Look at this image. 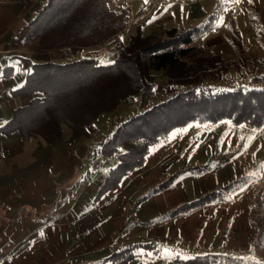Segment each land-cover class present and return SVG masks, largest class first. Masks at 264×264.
<instances>
[{"label": "crops", "instance_id": "0c3cea01", "mask_svg": "<svg viewBox=\"0 0 264 264\" xmlns=\"http://www.w3.org/2000/svg\"><path fill=\"white\" fill-rule=\"evenodd\" d=\"M46 1L0 0V264H118L114 256L122 250L132 254L126 264H179L181 256L251 251L250 196L240 188L174 212L235 180L229 178L232 157L192 173L195 165L181 158L188 141L167 135L140 165L104 184L123 148L105 154L101 144L127 117L101 124V113L72 137L62 124L60 137L49 142L24 139L11 127L15 109L42 97L19 88L36 62L38 36L29 33V23ZM153 3L136 15L148 17L149 33L165 28L163 9L171 2Z\"/></svg>", "mask_w": 264, "mask_h": 264}, {"label": "trees", "instance_id": "16d2710c", "mask_svg": "<svg viewBox=\"0 0 264 264\" xmlns=\"http://www.w3.org/2000/svg\"><path fill=\"white\" fill-rule=\"evenodd\" d=\"M111 1L47 0L29 23V33L38 36L36 62L31 64L19 91H39L42 97L12 112L9 123L24 139L37 135L44 141H52L60 137L62 124L72 137L84 132L85 126L99 114L111 111L120 101H130L134 95H138L139 105L144 107L152 96L154 77L150 70L162 71L166 96L122 121L101 144L100 151L105 154L115 151L118 145L123 148L104 184L115 182L123 172L140 165L151 146L172 129L191 121L212 124L226 119L247 127L264 122V89L230 83L231 72L241 74L255 60L243 54L236 33L232 30L233 37L228 40L238 50L232 60L189 45L209 28L208 18L199 26L182 31L172 26L142 35L137 29L127 43L112 48L110 63H100L93 56L74 57L82 48L103 45L124 28L126 8L113 10L109 7ZM231 157L229 154L215 158L189 170L201 173ZM241 184V178L235 179L174 212L215 199ZM248 224L251 252L259 255L264 245V182L249 198ZM131 256L128 250H122L114 261L126 264ZM177 262L262 264L254 259L210 253Z\"/></svg>", "mask_w": 264, "mask_h": 264}, {"label": "rangeland", "instance_id": "374dc122", "mask_svg": "<svg viewBox=\"0 0 264 264\" xmlns=\"http://www.w3.org/2000/svg\"><path fill=\"white\" fill-rule=\"evenodd\" d=\"M168 1L171 3L163 9V26L165 28L174 26L182 31L197 27L203 19L208 18L206 23L208 25L213 23L212 28L202 31L191 42L205 52L219 54L223 60H232L238 55V50L228 41L229 37H233V30L239 38L243 54L255 60L250 63L252 67L249 65V70L241 74L231 72V85L242 84L250 88L264 89V77L259 80L252 79L254 76H264V0H252L251 3L249 0H240L238 4L231 3L230 0L227 2L222 0ZM153 2L154 0H148L147 3L144 0H135L131 2V7L134 14L138 16L142 4H145L144 7L147 8ZM111 6L115 9L124 8L121 0H112ZM192 8L196 12L192 14L193 16L190 13ZM147 18L146 16L138 17L133 23L124 26L119 32L121 41L127 43L130 35L137 29L142 35L148 34L149 26L145 23ZM207 24L205 25L208 26ZM221 38L225 41H220ZM112 48L114 47L104 43L100 45V50L84 51L83 55L97 57L100 63L106 64L113 60ZM150 73L154 77L152 96L144 107L158 103L166 96L162 71L150 70ZM144 107L139 105L138 95H134L130 101H120L114 109L102 113L99 123L122 121L142 111ZM168 136L179 141H188L181 151V158L189 159L190 165H202L215 158L231 154L233 161H230L229 166L234 172L230 167L227 169L231 171L229 178H241L242 184L230 191L235 192L240 188L251 196L264 182V122L257 127H247L242 123L231 124L226 119H220L212 124L191 121L183 127L171 130ZM237 168L240 172L235 170ZM182 257L188 258V256ZM242 258L258 260L264 264V245L259 255L248 250Z\"/></svg>", "mask_w": 264, "mask_h": 264}, {"label": "built area", "instance_id": "2783aa9c", "mask_svg": "<svg viewBox=\"0 0 264 264\" xmlns=\"http://www.w3.org/2000/svg\"><path fill=\"white\" fill-rule=\"evenodd\" d=\"M121 1L123 3L124 7L126 8V10L128 11V16H127L126 23H125V26H126V25L133 23L137 19V16L134 14L133 9L131 7V2H133L135 0H121ZM165 1L166 0H154V3H153L151 8L155 7L157 4L165 2ZM105 44L108 46L115 47V46H118L121 44V40L118 37V34L116 33V34H113L112 36H110L106 40Z\"/></svg>", "mask_w": 264, "mask_h": 264}, {"label": "snow or ice", "instance_id": "6c2138e0", "mask_svg": "<svg viewBox=\"0 0 264 264\" xmlns=\"http://www.w3.org/2000/svg\"><path fill=\"white\" fill-rule=\"evenodd\" d=\"M145 3L148 2V0H144ZM222 2H227V0H222ZM231 3L238 4L240 3V0H230ZM252 0H249V3H251Z\"/></svg>", "mask_w": 264, "mask_h": 264}]
</instances>
